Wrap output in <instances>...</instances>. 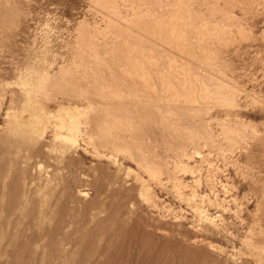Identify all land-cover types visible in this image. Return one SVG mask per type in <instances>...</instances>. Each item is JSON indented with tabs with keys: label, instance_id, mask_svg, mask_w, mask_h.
Masks as SVG:
<instances>
[{
	"label": "rangeland",
	"instance_id": "374dc122",
	"mask_svg": "<svg viewBox=\"0 0 264 264\" xmlns=\"http://www.w3.org/2000/svg\"><path fill=\"white\" fill-rule=\"evenodd\" d=\"M0 264H264V0H0Z\"/></svg>",
	"mask_w": 264,
	"mask_h": 264
},
{
	"label": "bare ground",
	"instance_id": "6f19581e",
	"mask_svg": "<svg viewBox=\"0 0 264 264\" xmlns=\"http://www.w3.org/2000/svg\"><path fill=\"white\" fill-rule=\"evenodd\" d=\"M150 60V61H149ZM143 61H149L150 62V64L152 65V67H157V60L155 59V58H153V57H150V59L148 58V59H142V57H141V59L139 60V62H143ZM175 62V61H174ZM109 65V64H108ZM144 69V68H143ZM123 70L125 71L126 70V68L125 67H123ZM142 70V69H141ZM144 71L145 70H143V73H144ZM64 72H66V71H64ZM133 72V71H132ZM131 72V73H132ZM142 73V74H143ZM45 74V73H44ZM145 74V73H144ZM121 75V74H120ZM150 78V77H149ZM162 79H163V75H162ZM163 81L165 82V80L163 79ZM162 81V82H163ZM45 83V82H44ZM48 83H49V81H48ZM147 84H149V82H146ZM152 83V82H151ZM173 86V85H172ZM43 87V86H42ZM50 88V87H49ZM96 88V87H95ZM174 88V87H173ZM47 89V88H46ZM172 89V88H171ZM170 89V90H171ZM73 90V89H72ZM50 91V90H49ZM48 91V92H49ZM74 91V90H73ZM81 91V90H80ZM90 91V90H89ZM95 92H96V90H95ZM45 93V92H44ZM51 93H55V92H51ZM56 94V93H55ZM59 94V93H58ZM80 94V93H79ZM170 94V93H169ZM42 95H45V94H42ZM87 95V94H86ZM74 96V95H73ZM76 96V95H75ZM78 97H79V95H78ZM84 97V96H83ZM88 97H89V95H88ZM29 98V97H28ZM35 99V98H34ZM86 99V98H85ZM84 99V100H85ZM187 99H188V97H187ZM31 100V99H30ZM91 100V99H90ZM89 102V101H88ZM93 102V101H92ZM27 104V103H26ZM63 104V103H62ZM77 104V103H76ZM90 104V103H89ZM96 104V103H95ZM25 105V104H24ZM65 105V104H64ZM69 105V104H68ZM67 105V106H68ZM91 105V104H90ZM66 107V106H65ZM73 107V106H72ZM71 107V110H69L70 111V115H71V122H69V124H70V133L71 134H74L75 136H76V134H77V131L79 130V121L76 119V118H78L79 116H82L80 113H81V111L77 108V106H75V108H72ZM93 107V106H92ZM91 107V108H92ZM33 108V107H32ZM66 108H68V107H66ZM87 108H89V107H87ZM62 110H65V109H62ZM96 110V109H95ZM94 111V110H93ZM92 111V112H93ZM97 111H98V108H97ZM106 111V110H105ZM108 111V110H107ZM109 112V111H108ZM40 114H42V113H40ZM59 114V113H58ZM87 114V113H86ZM90 115H91V113H90ZM54 115H52V117H53ZM62 116V115H61ZM61 116H60V118H61ZM50 117V116H49ZM88 117V116H87ZM91 118V117H90ZM48 119V118H47ZM87 120V119H86ZM58 123V122H57ZM58 126V125H57ZM60 126H61V124H59V128H60ZM62 134V133H61ZM58 136H60V135H58ZM57 136V137H58ZM63 136H69V137H71L69 134H63ZM130 137V136H129ZM72 138V137H71ZM74 138V137H73ZM72 138V139H73ZM124 141V140H123ZM76 142H77V139H76ZM172 146V145H171ZM185 146V145H184ZM129 147V146H128ZM187 147V146H186ZM130 150V149H129ZM99 151V150H98ZM131 151V150H130ZM132 154V153H131ZM148 158V157H147ZM157 158V157H156ZM136 159H138V157L136 158ZM159 159V158H158ZM139 160V159H138ZM143 160V159H142ZM151 160V159H150ZM155 160V159H154ZM145 161V160H144ZM156 161V160H155ZM162 162V161H161ZM155 163V162H154ZM142 164V163H141ZM158 164H160V163H158ZM149 166V165H148ZM152 166V165H151ZM156 166V165H155ZM146 167V166H145ZM162 168V167H161ZM165 168V167H164ZM132 171V170H131ZM149 185V184H148ZM148 187V186H147Z\"/></svg>",
	"mask_w": 264,
	"mask_h": 264
},
{
	"label": "crops",
	"instance_id": "0c3cea01",
	"mask_svg": "<svg viewBox=\"0 0 264 264\" xmlns=\"http://www.w3.org/2000/svg\"><path fill=\"white\" fill-rule=\"evenodd\" d=\"M146 82H149V81L145 80V81H144V85H145L149 90H151V91L153 92L154 97H157L158 94H157V92H156V90H155L156 88H155V86L153 85V83L149 82V84H147Z\"/></svg>",
	"mask_w": 264,
	"mask_h": 264
}]
</instances>
